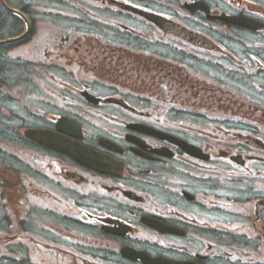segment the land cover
<instances>
[{
    "label": "flooded vegetation",
    "instance_id": "flooded-vegetation-1",
    "mask_svg": "<svg viewBox=\"0 0 264 264\" xmlns=\"http://www.w3.org/2000/svg\"><path fill=\"white\" fill-rule=\"evenodd\" d=\"M3 1L0 264H264V0Z\"/></svg>",
    "mask_w": 264,
    "mask_h": 264
},
{
    "label": "water",
    "instance_id": "water-1",
    "mask_svg": "<svg viewBox=\"0 0 264 264\" xmlns=\"http://www.w3.org/2000/svg\"><path fill=\"white\" fill-rule=\"evenodd\" d=\"M3 2V1H2ZM4 3V2H3ZM29 137L34 138V139H40L42 137H46L44 133H41L36 130H28L26 133Z\"/></svg>",
    "mask_w": 264,
    "mask_h": 264
}]
</instances>
